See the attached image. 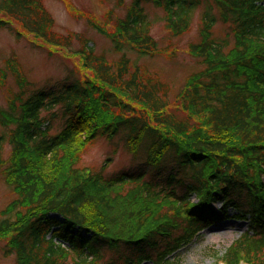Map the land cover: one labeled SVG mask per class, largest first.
<instances>
[{
  "label": "trees",
  "instance_id": "obj_1",
  "mask_svg": "<svg viewBox=\"0 0 264 264\" xmlns=\"http://www.w3.org/2000/svg\"><path fill=\"white\" fill-rule=\"evenodd\" d=\"M145 3L164 10L173 37L202 9L198 39L188 46L202 69L172 101L168 83L123 52L159 53ZM109 18L112 30L93 27L117 58L88 41L75 51L96 82L66 77L31 88L13 61L0 69L4 77L11 70L18 86L0 106V169L16 193L0 219V233L9 234L3 254L15 264H179L178 252L203 229L234 218L247 229L221 260L264 264V0H131L121 17ZM218 21L229 27L221 38L213 35ZM52 27L42 0H0V28L70 48L73 36ZM82 131L88 142L123 135L134 159L143 158L84 174L69 152ZM45 164L61 175L45 179ZM126 185L131 191L123 193ZM104 250L112 255L102 262Z\"/></svg>",
  "mask_w": 264,
  "mask_h": 264
},
{
  "label": "rangeland",
  "instance_id": "obj_2",
  "mask_svg": "<svg viewBox=\"0 0 264 264\" xmlns=\"http://www.w3.org/2000/svg\"><path fill=\"white\" fill-rule=\"evenodd\" d=\"M122 1V5H118ZM131 0H42L45 8L53 18L52 30L62 36H73L70 48H61L50 45L33 34H27L19 30L20 36H16L7 29L0 28V69L7 68V61H13L12 70L18 68V76L26 79L31 88L40 87L46 84H53L63 81L66 77L70 79L91 80L96 82L91 71L83 66V58L76 53L81 41H88L97 53H105L109 59H115L120 54L113 53L110 40L97 31L93 26L96 24L101 29L112 30V18L121 17L126 6ZM144 8L151 21L150 34L155 39L159 47V53L153 56L137 57V53L132 50L123 51L131 61H136L144 66L148 71L157 75L162 81L170 86V100H174L176 94L184 85L186 79L191 74L202 69L198 60L188 52V46L198 39V27L202 9L195 10L193 21L187 32L178 37H173L165 27V12L163 9L155 7L152 3H145ZM228 24L216 22L213 27V35L216 38L226 36ZM81 40V41H80ZM16 62V64H14ZM9 70V69H8ZM20 73V75H19ZM0 106L7 105L11 93L18 90L15 76L12 71L0 74ZM59 129L55 124L51 134ZM2 128L0 127V134ZM86 131L81 132V136L74 142L69 152L78 154L75 168L79 171L98 170L106 164L105 172H114L134 165L137 160L143 158L140 155L134 159V144L128 143L123 135H116L113 138L99 137L94 142L86 140ZM2 159L7 161L11 155L12 146L5 141L1 145ZM156 154H151V160L156 158ZM39 161V160H38ZM37 161V163H38ZM41 173L45 179L59 177L62 168L59 166L45 164L40 165ZM0 219L4 217V210L16 197L12 185L4 178L2 167L0 169ZM65 173V172H63ZM264 182V178H263ZM131 186L126 185L123 193L131 191ZM164 206L162 200H156ZM171 205L175 204L168 200ZM190 202H197L191 196ZM217 207L219 203H215ZM185 208V207H183ZM176 213L181 217L185 216V209H178ZM233 213V212H232ZM230 213V215H232ZM247 229V222L234 218H223L217 223L203 229L198 237L190 244L178 252L179 264H225L221 257L225 251L235 243L240 234ZM9 234L0 233V264H15L14 255L5 256L3 246ZM112 253L104 250L102 262ZM240 264H250L245 259L240 260Z\"/></svg>",
  "mask_w": 264,
  "mask_h": 264
}]
</instances>
